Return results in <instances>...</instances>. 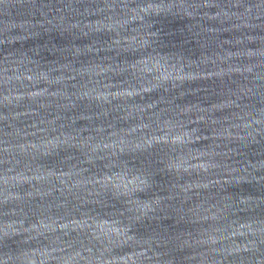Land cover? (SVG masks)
I'll return each instance as SVG.
<instances>
[{
    "label": "water",
    "instance_id": "95a60500",
    "mask_svg": "<svg viewBox=\"0 0 264 264\" xmlns=\"http://www.w3.org/2000/svg\"><path fill=\"white\" fill-rule=\"evenodd\" d=\"M0 264H264V0H0Z\"/></svg>",
    "mask_w": 264,
    "mask_h": 264
}]
</instances>
